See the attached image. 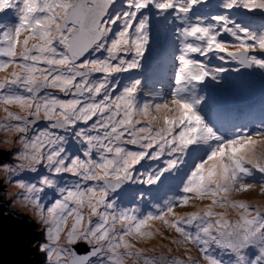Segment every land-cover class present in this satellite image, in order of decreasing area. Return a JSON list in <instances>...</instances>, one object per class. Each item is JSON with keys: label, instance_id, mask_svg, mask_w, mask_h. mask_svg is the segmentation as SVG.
<instances>
[{"label": "snow or ice", "instance_id": "6c2138e0", "mask_svg": "<svg viewBox=\"0 0 264 264\" xmlns=\"http://www.w3.org/2000/svg\"><path fill=\"white\" fill-rule=\"evenodd\" d=\"M119 2L0 0L17 20L0 21L11 205L42 229L46 264H264V200L248 198L264 197V126L225 137L197 111L198 85L226 71L212 59L264 70V22L231 17H264V0ZM151 9L177 24L174 87L141 101V81L115 76L139 67Z\"/></svg>", "mask_w": 264, "mask_h": 264}, {"label": "rangeland", "instance_id": "374dc122", "mask_svg": "<svg viewBox=\"0 0 264 264\" xmlns=\"http://www.w3.org/2000/svg\"><path fill=\"white\" fill-rule=\"evenodd\" d=\"M118 2H119V0H118ZM120 3V2H119ZM116 6V5H115ZM120 10H122V7L121 6H116L115 8H114V12L115 11H120ZM152 10V9H151ZM151 10H147L146 11V15H148L150 12H151ZM203 8L200 10V12H199V14L200 13H202L203 12ZM207 11H212V12H210V13H208V12H205V16H208V15H210V14H221V9L220 8H218V7H214V8H211V9H206ZM207 13V14H206ZM243 16H248V17H251V19H252V17H253V14H247V13H244V12H232L231 13V17H232V19H235V20H240V18H242ZM259 17V16H258ZM258 17L257 18H255V20H253V21H257L258 22V24H259V26L261 27V25L262 24H260L259 23V20H258ZM261 19L262 20H264V17H262L261 16ZM169 20H171V22L174 20V18H172V17H170V16H168V14L166 15V19H165V22H166V25L164 26L166 29H168V31L169 32H171V33H174L175 32V30H174V28L173 27H171V28H169L168 26H167V24H169ZM245 20H250L249 18H245ZM2 22H3V24L4 25H7V26H14L15 25V23L17 22V20H16V16H15V13L14 12H12L10 15H8L7 16V18L5 19V20H2ZM148 31H149V33H150V35L153 33V31H154V27H152V25L151 24H149V29H148ZM145 52H148V53H150L152 56H153V54L154 53H156L157 52V47L156 46H154V47H152L151 49H146V51ZM228 65L227 67H225L226 68V70L228 69V68H230V70H229V72L231 71V69H232V72H230V74H231V76H228V75H226V71L224 72L225 74H224V76H223V78H222V80L221 79H219V81L217 82V83H215V84H219V83H226V79L227 78H231L232 79V83L231 84H229V86H228V89L227 90H229V89H231L232 88V86H233V84H237V85H239V84H241V82L243 81V75L239 72V70H238V68H237V64H235V63H223V66L222 67H224L225 65ZM156 73L157 74H160V71L159 70H157L156 72H155V75H156ZM222 75V74H221ZM128 78H132V76H127ZM207 86L209 85V84H213V82H212V80L211 79H207V80H205V82H204ZM259 85H261V86H263L264 85V81H260L259 82ZM206 86V88H203L202 89V92H203V94L200 92V93H198V95L199 96H201V97H203V104H200V105H202V107H203V109H205L206 107H207V105L209 104L210 105V107L212 108V110H211V113H207L206 112V110H202V114H210L209 116H212V118L214 119V121L213 122H211V126L212 125H221V122H220V120H222L225 116H226V114H222L220 111H219V109L217 108V104H218V101H219V99H222V97L223 96H225L226 95V93L225 92H222V93H217L216 91H213L210 87H207ZM209 102V103H208ZM197 111H198V109H197ZM206 119H209L208 117H206ZM209 121V120H208ZM219 134H220V132H221V130H218L217 131ZM225 132L226 131H224V134H225ZM6 159H8L7 157H5V159H3L1 162H3V161H5ZM150 168L152 167V164L151 163H149V165H148ZM136 187H142V186H139V185H135ZM134 186V187H135ZM13 191H15V190H13ZM157 192H148L147 194H150V195H154V194H156ZM178 194V193H177ZM252 199V198H251ZM254 200V199H253ZM0 201L1 202H3V203H6L5 205L7 206L6 208H7V212H9V213H12L13 215H15V216H17V217H22V218H24V217H29V213L27 212V211H25V210H23V209H20V208H17V207H15V206H12L11 205V201H10V199L7 197V189H6V186L5 185H3V188H1L0 189ZM29 221H30V224L33 226V228L35 229V230H37L39 233H41L42 234V229L40 228V226L39 225H37V224H35V222L34 221H32V220H30V218H29ZM41 240H42V235H41ZM40 254L41 255H44L43 253H41L40 252Z\"/></svg>", "mask_w": 264, "mask_h": 264}, {"label": "water", "instance_id": "95a60500", "mask_svg": "<svg viewBox=\"0 0 264 264\" xmlns=\"http://www.w3.org/2000/svg\"><path fill=\"white\" fill-rule=\"evenodd\" d=\"M5 157L0 154V159ZM5 204L0 203V264H46L38 250L42 234L33 228L29 217L17 219L6 213Z\"/></svg>", "mask_w": 264, "mask_h": 264}, {"label": "clouds", "instance_id": "9594fccd", "mask_svg": "<svg viewBox=\"0 0 264 264\" xmlns=\"http://www.w3.org/2000/svg\"><path fill=\"white\" fill-rule=\"evenodd\" d=\"M150 61L157 67H161V62L158 61V60H153V59H150ZM237 67H239L241 70V74L243 75V81L242 82H245V83H248V81L250 80H253L254 83L253 84H259L260 81H264V70H261V69H257V68H243V67H240L238 64H237ZM167 69V68H166ZM160 71V74H157L154 76V83L153 85L156 86V87H160V86H163V85H166V84H172L174 83V73L175 72H171L170 70L167 69V71L169 72V74H166L164 69L163 68H160L158 69ZM213 84H209L208 86L203 82L202 84L198 85V90H202L203 88H206L207 87H210L213 91L215 89H217V87H214L216 81H213ZM241 82V83H242ZM229 84L232 83V79L230 78V81L228 82ZM172 90V87H169L167 88L166 90H164L161 94L162 96H167ZM140 99L141 101H144V100H150V97H145V98H138ZM222 99H219L218 103L221 102ZM218 105V104H217ZM247 104H243L242 107H245ZM206 110L207 113H211V110L212 108L210 107V105L208 104L207 107L204 109ZM259 111H262V110H259ZM200 115L202 114L201 112H198ZM210 114H207V117L209 119H206L204 117H202L204 119V121L209 125L211 126V122L214 121V119L212 118V116H209ZM209 120V121H208ZM221 122V125H224L225 123H229L230 121L227 120V117L223 118L222 120H220ZM213 127V125L211 126ZM3 159H0V162L2 161ZM150 168V167H149ZM134 186H128L125 191L127 193H130V192H133V193H138L139 191L143 192V193H148V192H158L159 190L156 188V190H153L155 187H147V189H144V190H134ZM143 187H146V186H142L140 188H143ZM1 189V188H0ZM136 191V192H134ZM251 194H255V196H248V198H252V200H264L262 199L257 193H251ZM249 195V194H248ZM0 203H3L0 201ZM7 206L5 205V208ZM7 210V208L5 209ZM6 213L8 214H11L12 216H15L13 215L12 213H9L6 211ZM17 217V216H16ZM18 218H22V217H17ZM26 218V217H24Z\"/></svg>", "mask_w": 264, "mask_h": 264}, {"label": "bare ground", "instance_id": "6f19581e", "mask_svg": "<svg viewBox=\"0 0 264 264\" xmlns=\"http://www.w3.org/2000/svg\"><path fill=\"white\" fill-rule=\"evenodd\" d=\"M116 5L121 6V3L118 2ZM154 11L155 10H153V12H151L150 14H148V16L150 17V21L149 22H152L153 21V18H156V16H159L160 15L158 12L155 13ZM11 12L12 11H5L3 13H0V21L5 20L7 18V16L11 14ZM205 12H208V11L206 9H204L203 12L200 13V14L205 16ZM256 14H259V13H256ZM255 24H256V21H255ZM255 28H256V26L252 27V29H255ZM158 30H159V32L161 31L160 27H158ZM167 63H168V65H170V67H173V61L172 60H170V62L168 61ZM162 67H163L165 73L166 74H169V72L167 71L166 67L163 64H162ZM126 73H127V75H130L131 74L129 71L126 72ZM238 118H239V115H233V114H231V120L233 122L236 121V120H238ZM148 165H149V163H145L144 164V169L145 170L149 169V166ZM144 189H147V187H143V188L136 187V186L134 187V190H144ZM13 190H15V189H12V191ZM153 190H156V188H154ZM134 192H136V191H134ZM130 193H133V192H130ZM248 196H255V194H249ZM261 198L264 199V197H261ZM159 242H160L159 238H157V240L154 241V243H159Z\"/></svg>", "mask_w": 264, "mask_h": 264}]
</instances>
